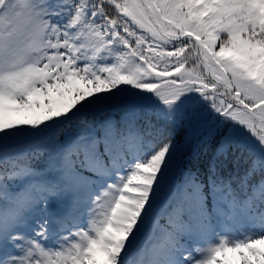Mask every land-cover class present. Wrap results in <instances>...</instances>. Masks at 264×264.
<instances>
[{
  "label": "snow or ice",
  "instance_id": "snow-or-ice-1",
  "mask_svg": "<svg viewBox=\"0 0 264 264\" xmlns=\"http://www.w3.org/2000/svg\"><path fill=\"white\" fill-rule=\"evenodd\" d=\"M0 264H264V0H0Z\"/></svg>",
  "mask_w": 264,
  "mask_h": 264
},
{
  "label": "trees",
  "instance_id": "trees-1",
  "mask_svg": "<svg viewBox=\"0 0 264 264\" xmlns=\"http://www.w3.org/2000/svg\"><path fill=\"white\" fill-rule=\"evenodd\" d=\"M210 153L204 151L203 149L194 148L192 152L186 157L187 167L195 170H203L207 164V158ZM241 163V169L243 168V161Z\"/></svg>",
  "mask_w": 264,
  "mask_h": 264
},
{
  "label": "rangeland",
  "instance_id": "rangeland-1",
  "mask_svg": "<svg viewBox=\"0 0 264 264\" xmlns=\"http://www.w3.org/2000/svg\"><path fill=\"white\" fill-rule=\"evenodd\" d=\"M179 179H180L179 174H177V180H179Z\"/></svg>",
  "mask_w": 264,
  "mask_h": 264
}]
</instances>
